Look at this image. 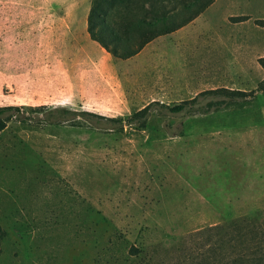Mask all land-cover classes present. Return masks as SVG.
<instances>
[{"label":"rangeland","instance_id":"1","mask_svg":"<svg viewBox=\"0 0 264 264\" xmlns=\"http://www.w3.org/2000/svg\"><path fill=\"white\" fill-rule=\"evenodd\" d=\"M90 5L0 0V106L18 107L0 131V264H264L262 94L144 128L39 120L257 89L264 0H214L127 59L89 38Z\"/></svg>","mask_w":264,"mask_h":264},{"label":"trees","instance_id":"2","mask_svg":"<svg viewBox=\"0 0 264 264\" xmlns=\"http://www.w3.org/2000/svg\"><path fill=\"white\" fill-rule=\"evenodd\" d=\"M214 0H91L87 15V33L107 52L117 58L127 59L142 50L154 38L169 34L192 21ZM264 67V57L258 59ZM264 97V78L257 89L242 91L216 88L197 93L188 100L168 105L152 101L126 118L106 116L87 110H72L58 107V113H45L39 120H79L94 127L120 130L124 125L144 128L153 113L172 115L206 113L235 102H252L257 94ZM16 105L0 106V131L11 118H16ZM22 122L25 119L20 118ZM172 135L179 134V125L165 124ZM240 219L224 222L220 226L235 224Z\"/></svg>","mask_w":264,"mask_h":264}]
</instances>
